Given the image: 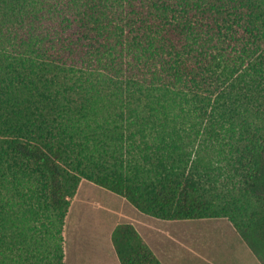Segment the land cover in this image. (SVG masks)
Listing matches in <instances>:
<instances>
[{
  "label": "trees",
  "instance_id": "16d2710c",
  "mask_svg": "<svg viewBox=\"0 0 264 264\" xmlns=\"http://www.w3.org/2000/svg\"><path fill=\"white\" fill-rule=\"evenodd\" d=\"M82 180L264 264V0H0V264H65Z\"/></svg>",
  "mask_w": 264,
  "mask_h": 264
},
{
  "label": "crops",
  "instance_id": "0c3cea01",
  "mask_svg": "<svg viewBox=\"0 0 264 264\" xmlns=\"http://www.w3.org/2000/svg\"><path fill=\"white\" fill-rule=\"evenodd\" d=\"M114 195L118 196L90 181H81L65 223V264H121L112 243V233L121 224L134 226L161 264H181L183 253L175 260L173 251L184 242L177 244L175 238L189 232L158 229L157 220L135 214L124 198L119 201ZM166 222L174 225L171 223L176 221Z\"/></svg>",
  "mask_w": 264,
  "mask_h": 264
},
{
  "label": "rangeland",
  "instance_id": "374dc122",
  "mask_svg": "<svg viewBox=\"0 0 264 264\" xmlns=\"http://www.w3.org/2000/svg\"><path fill=\"white\" fill-rule=\"evenodd\" d=\"M115 198L122 200L118 196ZM121 204L122 202L119 203ZM127 204L135 214L144 216L131 204ZM155 220L159 222V225L156 223L158 229L189 232L175 238L178 240L177 244L184 242V245L173 251L175 260L183 253L181 264H259L228 219L182 220L171 223L174 225H168L163 220Z\"/></svg>",
  "mask_w": 264,
  "mask_h": 264
}]
</instances>
